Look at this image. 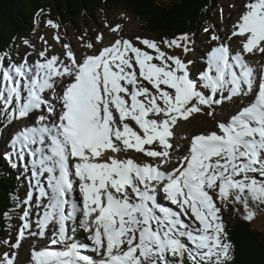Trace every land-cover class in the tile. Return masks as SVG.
<instances>
[{
  "label": "snow or ice",
  "instance_id": "1",
  "mask_svg": "<svg viewBox=\"0 0 264 264\" xmlns=\"http://www.w3.org/2000/svg\"><path fill=\"white\" fill-rule=\"evenodd\" d=\"M232 38L238 50L210 35L217 43L199 82L160 46L186 54L187 33L161 42L138 36L142 47L124 38L103 45L100 34L102 46L88 42L79 57L64 44L63 57L44 50L32 62V53L17 63L0 52V119L18 128L8 158L31 176L17 243H4L19 248L34 203L37 231L28 234L44 243L27 264H231L218 203L242 205L246 221L251 203L264 204V68L257 74L245 59L264 54V0H243ZM225 102L235 110L217 119ZM205 108L214 127L186 137L175 154L174 127ZM77 228L99 259L84 254L89 245L76 242ZM0 264H18L17 254L0 253Z\"/></svg>",
  "mask_w": 264,
  "mask_h": 264
},
{
  "label": "trees",
  "instance_id": "2",
  "mask_svg": "<svg viewBox=\"0 0 264 264\" xmlns=\"http://www.w3.org/2000/svg\"><path fill=\"white\" fill-rule=\"evenodd\" d=\"M115 6L135 17L141 31L155 34L161 41L187 33L188 52L196 50L199 26L212 23L216 6L224 8L221 0H0V52L12 55L21 38L38 34L42 22L52 20L63 26L73 17L94 9L109 11ZM5 125L0 119V150L8 144L6 133L2 132ZM3 153L0 151V237L10 229L18 200L23 201L27 193L21 185V172L13 169ZM250 207L252 212L264 216V204L251 203ZM222 219L234 245L231 264H264V224L259 227L253 219L246 221L243 206L232 203L223 205ZM185 259L186 264H191Z\"/></svg>",
  "mask_w": 264,
  "mask_h": 264
},
{
  "label": "rangeland",
  "instance_id": "3",
  "mask_svg": "<svg viewBox=\"0 0 264 264\" xmlns=\"http://www.w3.org/2000/svg\"><path fill=\"white\" fill-rule=\"evenodd\" d=\"M221 1L224 8L222 10L220 7L216 6V10L213 12L211 17L212 23H210V25L204 24L203 26H199L200 28L196 33L195 39L198 43V45L195 46L196 50H194L193 52H187L185 54L182 49L174 48L169 50L162 43L160 45L164 51L170 52V54L179 55L181 59L185 61V63L187 64L190 78L195 82H199V74L205 68L206 53L210 51V49L217 43L210 40V35L212 33H215L216 35L220 36L221 41L225 44H229L233 50L237 48L234 45V38L229 40L228 36L231 32L233 23L237 19V16L239 14V8L243 0ZM108 10L109 11L94 9L92 12H89L86 15H79L77 17L71 18L68 24H64L63 26L60 25V23H56L59 25L58 29H53L47 24V22H42L38 34L28 39L31 44L35 46V51H33L32 48H29L28 46L24 45V38H21L17 43L13 54L10 55L12 56V59L15 60L17 63L21 62L22 59L28 53H32V55L27 56L28 60L32 62L38 58L36 53L44 50H47V54L49 56L60 55L61 57H63V54L65 52L63 45L68 44L71 46V49L74 51V53H76L78 57L82 51L86 50L83 45L88 42H92L93 44H95L96 48H100L102 46L96 41V37L100 34H103V45H108L116 38L129 39L133 43L138 44L135 39L138 36L141 38H147L150 40L161 42V37H158L155 34L145 33L141 31L139 23L136 22L135 17H132L129 12H125L121 8H117L116 6ZM116 25H120V28L118 31L113 32L111 29ZM205 29H208V31H205ZM56 36H59V42L54 39V37ZM138 46L142 47V45L139 44ZM249 57L251 58V60L257 62V58L261 57V61H264V54L261 53L255 52L249 54ZM248 62H251L249 58ZM5 63H7V61ZM50 98L54 99L55 93H51ZM226 104L228 105L229 103L225 102L222 105L216 106L215 111L218 119H220L219 115L225 116L224 114H228L227 109L225 108ZM231 107H234V105L232 104ZM208 111L209 109L205 108L204 111L201 113H194L189 118V120H181L174 127L173 131L175 135L172 138L171 143L174 145L177 155L182 154L183 150L186 148V137H190L194 133H199L203 130L214 127V120L212 117L207 115ZM223 119H227V117H224ZM24 123H29V121H24ZM133 127L135 128L136 125ZM17 130L18 128L16 123L7 124L2 128V132L7 134V142L9 143V146L5 147V151L3 150L5 152L4 154L6 155L11 152V138ZM129 153V157L135 158L137 161H144V158L145 160H147V158L144 157L142 154H138L132 149H129ZM23 169V177H20L24 185L22 183L21 185H23V187H25L26 185L25 189L28 192L29 181L31 180V176L29 174L28 168L21 163L19 166V171ZM16 171L18 172V169ZM21 201L22 200H18V207L16 211L11 215L10 229L0 237V253L7 251L9 253H16L17 255H19L21 250H24L25 253L28 255L27 250L29 249V247L41 246L39 243L38 245H36V241L33 239L34 236L28 234L29 232L37 231L35 227V221L37 219V209L35 208L34 203L30 210V215L28 217L30 223L32 224V227L29 230L25 231V236L23 238L24 240L23 242H21L20 240L19 248H11L8 246V244L4 243L5 241H8L10 244L17 243L18 233L21 229V226L24 224V220L21 219V216L23 215V212L27 207V205L22 204ZM218 206L222 209L221 215L223 217V205L218 203ZM253 213V220L257 221L260 224L259 227H262L264 224V216H261V214L256 211H253ZM87 236L88 234L86 233L85 239H87ZM93 254L99 259V256H97L96 253L93 252Z\"/></svg>",
  "mask_w": 264,
  "mask_h": 264
},
{
  "label": "bare ground",
  "instance_id": "4",
  "mask_svg": "<svg viewBox=\"0 0 264 264\" xmlns=\"http://www.w3.org/2000/svg\"><path fill=\"white\" fill-rule=\"evenodd\" d=\"M113 42V41H112ZM110 44V43H109ZM234 45H235V47H237L235 50H238V44H237V41L235 40V38H234ZM79 57V56H78ZM248 58H249V60L251 61V62H253V63H255V64H253V63H251V62H249V64L253 67V69L255 70V72L257 73V74H259V72L261 71V69L263 68V62L264 61H261V57H258L257 58V60H258V62L257 61H253V60H251V58L249 57V54H246V56H245V59L248 61ZM259 68H260V70H259ZM227 103H229L228 105L226 104V109H227V113L228 114H224L225 116H222V115H219V118L221 119V118H224V117H229V115H230V113H232V112H234V110H235V104H233L232 102H227ZM234 105V107H231V105ZM218 119V118H217ZM214 123H215V121H214ZM212 126H213V123H212ZM135 128H137L138 129V127L136 126ZM186 144V143H185ZM7 146H9V143L7 144ZM4 149H5V147H4ZM4 149H1L0 151H1V153L2 152H4L3 150ZM133 152V151H132ZM5 153V152H4ZM3 153V154H4ZM175 154H177L176 153V151H175ZM7 158H8V155H6V154H4ZM124 155L125 154H123L122 153V157H124ZM127 156H130V153H129V150H128V152H127V154H126ZM148 159V158H147ZM144 160H145V158H144ZM9 161H11V163H12V165H13V159L12 160H9ZM139 161V160H138ZM19 166H20V164H19ZM19 166H17V167H15V168H18L19 169ZM15 168H13V169H15ZM16 170V169H15ZM19 172H21V174H23L24 173V169L23 170H21V171H19ZM22 177H23V175H22ZM29 178V177H28ZM23 184V183H22ZM24 185V184H23ZM25 187H26V185H25ZM77 197H78V195H77ZM164 202H167V201H164ZM79 229L80 228H78L77 230V233H74L75 234V237H78V236H81V233L82 234H84V232L83 231H81V232H79ZM75 237H74V239H75ZM82 237V236H81ZM26 239V238H25ZM33 239L36 241V245H38V243L40 244V245H42L44 242L43 241H41L38 237H33ZM23 240L24 239H21V242H23ZM42 242V243H41ZM33 246H31V247H29V249L27 250L28 251V255L25 253V251L24 250H21V252H20V254L19 255H17V261H18V264H27V261H28V259H29V256H30V249L32 248ZM84 252L85 253H87V254H89V256H91V254H93V252L91 251V250H84ZM93 258H95V259H98L96 256H94Z\"/></svg>",
  "mask_w": 264,
  "mask_h": 264
}]
</instances>
